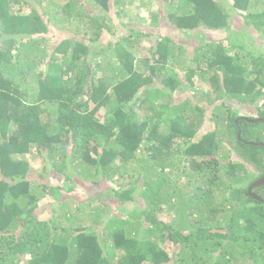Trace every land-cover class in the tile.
Masks as SVG:
<instances>
[{
    "label": "trees",
    "instance_id": "16d2710c",
    "mask_svg": "<svg viewBox=\"0 0 264 264\" xmlns=\"http://www.w3.org/2000/svg\"><path fill=\"white\" fill-rule=\"evenodd\" d=\"M60 1L0 0V264H264V184L248 192L264 176L255 153L264 150V100L256 117L234 107L264 96V55L246 34L251 25L264 36V0H162L168 33L156 17L150 33L130 28L103 63L90 60L101 33L117 31L109 0H91L98 16L82 0ZM232 11L245 29L229 27ZM57 24L73 37L83 30L81 40L53 44ZM174 31L194 38L196 68L184 70L198 91L186 94L166 70L186 65L175 59L187 49L168 42ZM141 37L152 41V61L135 59ZM139 149V215L126 213L128 190L96 206L95 195L83 204L69 196L79 176L110 179L116 160L125 166ZM53 172L69 185L62 193Z\"/></svg>",
    "mask_w": 264,
    "mask_h": 264
},
{
    "label": "rangeland",
    "instance_id": "374dc122",
    "mask_svg": "<svg viewBox=\"0 0 264 264\" xmlns=\"http://www.w3.org/2000/svg\"><path fill=\"white\" fill-rule=\"evenodd\" d=\"M63 3H64L63 0L60 1V4H63ZM82 4H83L82 8L88 11L89 16H94V15L98 16V14L101 13L100 10H98V8L97 10L96 8L94 9L92 8L91 0H82ZM225 6H229L227 1H225ZM108 7H109V10L107 11L106 17L109 20L107 24L113 25V27H115L117 31L115 29L116 32L113 35H108L106 31L101 33L100 41L97 42L96 45L92 46L94 50L92 53V57L94 59L90 60L91 63H96V62L103 63V62H106L112 59V56H111L112 53L110 52L109 48L111 46H114V47L116 46V42L119 36L125 37L129 35L130 28L141 30V33H143L144 31L148 33L152 32L154 28H156V25H157V21L154 17H156L157 19L163 18V20H161V27L163 28L160 31L161 33L163 34L168 33L164 29L171 28V26L167 22V19L166 18L164 19V17H161L164 14V9H165L162 0H109ZM160 8L162 9L159 10ZM53 15L54 14L52 13L48 16H53ZM229 19H231L229 20L230 28L239 27V29L241 28L245 29L243 26L242 17L239 15L237 16L233 11L231 12V16ZM55 22H58V21H55ZM66 26L70 27V25H66ZM49 29H50V32L48 34V37L51 36L55 38V41L53 44L57 45L60 41L68 37L69 38L73 37L72 33H69L65 27H62L58 24L56 26H49ZM82 33H83V30L78 36H74L73 38L77 40H81ZM246 34L250 35L254 39V42H252L253 43L252 50L255 51L256 53H262L264 55V36L260 35L256 30H254L251 25H248ZM165 35H168V34H165ZM205 35L209 36L212 41H215V43L217 42L214 36L216 35L215 33H212L211 31L206 30ZM139 40L140 41L132 43V46H131V48L135 52V56H136L135 59L137 60V62L143 59L144 60L148 59L152 61V56H154L152 54L155 51V48L152 46L151 39H148V37H144V38L141 37L139 38ZM193 40H194L193 37L187 38L180 32H176V31L172 32L171 35H169L168 37V42L170 41L174 45H180L187 49V52L183 55V58L175 59L177 62L185 61L186 65H184V67H181L179 65H174V63L176 62L172 64V61H170V65L166 69L167 71H170V69L175 70L176 72L175 75H177L176 77H178V81L181 82L183 85H186V88L185 86H182L183 88H185L184 91L186 92V94H188L187 91L188 92L198 91V89L202 88L200 87V85H203L199 83L197 84V81L195 80V78L191 77L190 81L193 82L195 87L188 88L189 82L186 81V79L188 80V76H187L188 72L185 71L184 68H189V67H192L193 69L196 68L195 65H191L192 64L191 63L192 50L189 48L191 43H195L193 42ZM156 41H158V39ZM156 41H155V44H157ZM49 43L51 44V41H49ZM222 45L226 46L227 41L225 40L222 43ZM102 73H99V77L102 75ZM208 87H206L207 90H208ZM186 94L175 93L174 96L176 98H173V100L176 101L177 99H180L183 101V99H187L189 97V95H186ZM263 100H264V96L261 97L257 103H249L245 106L243 105L240 106L239 104H236L234 107L239 108L238 112L242 113V115L243 114L246 115L248 113L255 115V111H254L255 105L256 104L259 105V103L260 102L262 103ZM259 107L261 106L259 105ZM208 115H209V112L206 113L205 119L202 124H203L204 129H206L207 131H212L215 126L212 122H210L209 120L210 118ZM142 153L143 151L139 149L137 151L136 160L126 163L125 166H123L121 161L117 159L115 166L118 167V173L116 174V176L110 179L102 178L98 181L97 184H90V182H93L92 180L90 181L87 180L88 182H83L85 181V179L83 180V177L79 176L78 180L76 179L77 181L74 185V191H72L71 192L72 194L69 196H73L76 199L77 203L83 204L84 202H88V200L94 197L93 195H95L96 198L98 197V199L94 200V202L90 204L95 205L98 203L99 205V202L105 203V204L106 202H109L110 204L112 203L111 200H113L114 198L113 197L114 192H117V191L124 192L128 190L134 194L132 196V201H126L125 203H123V205H125L127 209L126 213H130V214L134 213L132 214V216L139 215L136 213V210L134 212H132L131 210L132 209L134 210V208L136 209L138 205L141 206V201H139L140 197L138 196V190L136 189V186H134L133 182L136 179V175H137V170L135 169L136 168L135 165L139 166L138 163H136V161L138 158L142 156ZM255 153L257 156L264 157V150H261V149L255 150ZM27 160L28 161L30 160V156L27 157ZM186 163L187 162L182 163L181 167L182 168L185 167ZM36 164L37 163H35L32 166L33 168H31L32 170H30V173H31L30 175L37 174L35 170L38 171L39 167ZM248 170L253 172L254 167L252 168L249 167ZM51 177L53 178V180L54 179L56 180L57 184L63 187V190H61V193L64 192V190L67 189V187L69 186L68 183L65 181V178L63 177L62 173L59 174V173L53 172L51 173ZM263 178L264 176L261 179ZM254 183H252L251 185H253ZM134 187H135V190H134ZM261 193L263 195L264 187L258 190V194L261 195ZM115 203H117V201H115ZM172 215H173L172 213H170L169 211L166 212L163 209L162 212H160L159 214V218L165 222H169ZM44 218H47V213H44ZM140 219H142V217Z\"/></svg>",
    "mask_w": 264,
    "mask_h": 264
},
{
    "label": "water",
    "instance_id": "95a60500",
    "mask_svg": "<svg viewBox=\"0 0 264 264\" xmlns=\"http://www.w3.org/2000/svg\"><path fill=\"white\" fill-rule=\"evenodd\" d=\"M260 146L264 147V144H260ZM260 184H264V178L263 179H260L259 181H257L256 183H254L253 185H251L249 188H248V192H250L254 187L260 185ZM252 197L258 201H261L260 198H258L257 196H255L254 194H252Z\"/></svg>",
    "mask_w": 264,
    "mask_h": 264
},
{
    "label": "flooded vegetation",
    "instance_id": "af4514ba",
    "mask_svg": "<svg viewBox=\"0 0 264 264\" xmlns=\"http://www.w3.org/2000/svg\"><path fill=\"white\" fill-rule=\"evenodd\" d=\"M251 116L256 117L257 115L255 114V115H251Z\"/></svg>",
    "mask_w": 264,
    "mask_h": 264
}]
</instances>
